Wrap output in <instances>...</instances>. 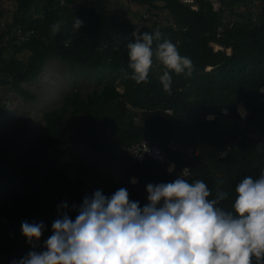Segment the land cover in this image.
<instances>
[{"label": "trees", "instance_id": "1", "mask_svg": "<svg viewBox=\"0 0 264 264\" xmlns=\"http://www.w3.org/2000/svg\"><path fill=\"white\" fill-rule=\"evenodd\" d=\"M127 1L145 6L136 9L137 24L115 14L109 0H0V120L10 113L3 100L8 89L36 98L22 83L40 78L50 58L68 66L75 84L42 113L39 134L24 123L10 131L0 124V264L23 256L16 250L19 240L30 250L21 221L43 222L39 251L53 219L62 212L74 218L72 205L95 190L110 195L124 186L142 206L146 184L168 182L188 166L187 180H203L210 198L223 191L227 207L235 184L264 167V0H221L217 10L206 0H196L197 9L179 0ZM163 9L168 17L158 20L154 11ZM4 12L8 21L1 19ZM75 17L83 21L79 29ZM136 28L159 30L191 59L190 75L170 73V93L162 90L163 66L155 59L147 82L126 75L124 45ZM92 73L99 86L82 93L76 77ZM141 139L162 149L163 162L130 156L128 147ZM170 140L194 154L172 150ZM76 144L87 149L88 165L110 169L103 185L62 164ZM62 202L68 207L59 208Z\"/></svg>", "mask_w": 264, "mask_h": 264}, {"label": "clouds", "instance_id": "2", "mask_svg": "<svg viewBox=\"0 0 264 264\" xmlns=\"http://www.w3.org/2000/svg\"><path fill=\"white\" fill-rule=\"evenodd\" d=\"M208 2L212 9L221 7V0L217 7ZM82 23L75 17L73 27L79 29ZM51 27L58 31L59 22ZM131 37L124 45L130 70L126 75L136 83L147 82L154 59L163 66L158 80L165 93L171 92V74H191V59L159 30L136 28ZM238 112L246 116L242 106ZM173 167L170 163L167 170ZM190 178L185 166L168 182L146 184L142 206L129 199L124 186L110 195L95 190L78 206L72 205L74 218L62 212L53 219L51 234L39 251L35 249L43 222L21 221L20 232L30 250L12 264H264V167L258 176L245 175L235 184L227 207L221 204L223 191L210 198L206 183L189 182ZM58 207L68 205L62 202Z\"/></svg>", "mask_w": 264, "mask_h": 264}, {"label": "rangeland", "instance_id": "3", "mask_svg": "<svg viewBox=\"0 0 264 264\" xmlns=\"http://www.w3.org/2000/svg\"><path fill=\"white\" fill-rule=\"evenodd\" d=\"M157 3L158 5H162L163 2L157 1ZM108 6L115 14L130 17L135 24H137L138 18L135 16L137 12L136 9H142L145 7L138 6L137 3L127 0H109ZM154 13H159L160 18H158V20L168 17V13L164 9L160 11L155 10ZM139 14L142 15L140 11ZM7 16L8 13L4 12L1 19L3 21H8L7 19H9V17ZM68 70V66L60 60L50 58L46 62L45 69L40 78L22 83L23 88L31 91L35 95L36 98L34 100L26 99L16 91L8 89L3 94V100L10 113L8 116H5L0 120L3 129L5 131H10L17 125L24 123L33 134H39L43 125L42 113L49 108L59 105L60 98L64 91L75 88V84L68 80ZM76 78L78 79V84L80 85L82 93L99 86L95 73L87 76L82 75ZM69 149L68 151L74 154L62 164L66 165L73 173H82V175L88 178L91 183L103 185L102 183L105 180V173L109 168H99L98 166L88 165L86 163L89 157L88 151L85 146L81 144L71 145ZM118 156H120V153ZM113 164L117 165L115 162ZM16 248V250L22 255L28 251V248L22 240L18 241Z\"/></svg>", "mask_w": 264, "mask_h": 264}, {"label": "built area", "instance_id": "4", "mask_svg": "<svg viewBox=\"0 0 264 264\" xmlns=\"http://www.w3.org/2000/svg\"><path fill=\"white\" fill-rule=\"evenodd\" d=\"M58 1L60 4L66 2V0H58ZM179 1L184 3H189L191 4V7L195 8V5L193 4L195 0H179ZM208 1H210L214 7H217L220 3V0H208ZM72 6H74L73 3ZM129 107L131 108L132 106ZM168 111H170V109H168ZM224 111L228 112L226 109ZM169 146L171 147L172 150L179 151L180 153H183L186 156H192L194 154L193 150L190 147H183L177 145L173 140H170ZM128 153L132 158L137 160H142L144 156H150L159 162L164 160V152L162 151V149L158 145L151 143L148 139H142L139 142L129 146Z\"/></svg>", "mask_w": 264, "mask_h": 264}]
</instances>
